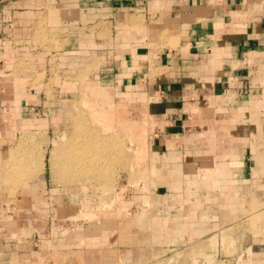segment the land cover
Wrapping results in <instances>:
<instances>
[{"label":"crops","instance_id":"0c3cea01","mask_svg":"<svg viewBox=\"0 0 264 264\" xmlns=\"http://www.w3.org/2000/svg\"><path fill=\"white\" fill-rule=\"evenodd\" d=\"M51 18L64 45L58 58L43 41ZM126 31L136 34L118 45ZM53 60L70 68L92 65L101 78L121 80L134 101L152 104L147 150L153 165L166 169L152 188L126 191L115 218L81 228L75 211L50 214L43 186L35 203L29 202L34 192H25L20 198L40 224L20 235L2 208L0 264L143 262L182 242L183 216L190 235L219 227L207 196L195 190H203L204 176L215 180L229 207L230 199L235 207L242 197L264 198L256 189L264 184V134L257 130L264 118V0H0V78L23 67L48 68ZM15 80L26 92H0L4 141L26 126L23 114L40 110L35 78ZM253 236L247 252L264 264V236L261 242Z\"/></svg>","mask_w":264,"mask_h":264},{"label":"rangeland","instance_id":"374dc122","mask_svg":"<svg viewBox=\"0 0 264 264\" xmlns=\"http://www.w3.org/2000/svg\"><path fill=\"white\" fill-rule=\"evenodd\" d=\"M52 19L50 37L44 35L43 41L49 40V52L54 51L53 58H58L64 56V45L54 34L56 24ZM132 33H123L124 38L117 39L118 45L122 40L131 41L126 36ZM180 37H171L169 45L178 48ZM53 61L48 68L23 67L0 78V92L9 97L26 92L17 87L16 77H34L35 83L28 81V85L37 95L40 109L23 114L26 126L17 128L14 134L8 133L14 139L4 141L0 135V211L3 208L8 220V215L15 218L20 235L27 227L40 224L36 221L38 216L31 215L35 210L26 206L25 198H20L25 192H34L29 202L35 203V192L43 186L50 198V214L58 216L61 209L70 214L75 211L76 224L81 228L86 221L100 219L104 223L115 218L126 191L133 187L152 188L156 175L158 178L166 169L154 166L152 151L147 150L148 130L154 126L152 104L134 101L121 80L101 78L98 68L92 65L82 63L70 68ZM257 130L264 134V118ZM76 137L83 140L87 150L74 151ZM261 141L264 143V138ZM67 153L72 154L70 158ZM201 182L203 190H195L207 196L210 211L214 208L218 214L219 227L208 229L205 235H190L185 228L187 217L183 216L178 220V227L182 224L183 236L178 233L182 242L135 264H261L254 252L249 256L247 251L253 242L251 233L254 241L263 240L260 236H264V198L242 197L239 202L235 200V207L230 199L229 207V200L221 198L223 192L214 186L215 180L204 176ZM256 189L264 195V184L259 183ZM20 211L26 213L21 216ZM209 215L210 221L214 216Z\"/></svg>","mask_w":264,"mask_h":264},{"label":"bare ground","instance_id":"6f19581e","mask_svg":"<svg viewBox=\"0 0 264 264\" xmlns=\"http://www.w3.org/2000/svg\"><path fill=\"white\" fill-rule=\"evenodd\" d=\"M75 145H74V148L73 149H75L74 151H76V152H78V150H83V152L85 151V150H87V147L86 146H84V144L82 143L83 142V140H79V139H77V137L75 138ZM88 150L90 151V148H88ZM73 151V150H72ZM82 152V153H83ZM69 153V152H68ZM67 153V156H68V158H70V156L72 155H69ZM86 153V152H85ZM85 155V154H84ZM87 155V154H86ZM66 156V155H65ZM81 157H82V155H81ZM80 157V158H81ZM73 159L75 160V157H73Z\"/></svg>","mask_w":264,"mask_h":264}]
</instances>
